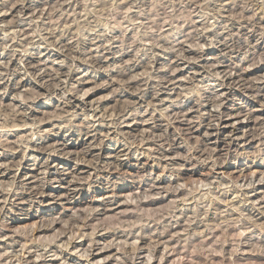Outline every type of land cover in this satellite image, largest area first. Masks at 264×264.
Masks as SVG:
<instances>
[{"label":"clouds","instance_id":"1","mask_svg":"<svg viewBox=\"0 0 264 264\" xmlns=\"http://www.w3.org/2000/svg\"><path fill=\"white\" fill-rule=\"evenodd\" d=\"M0 264H264V0H0Z\"/></svg>","mask_w":264,"mask_h":264}]
</instances>
